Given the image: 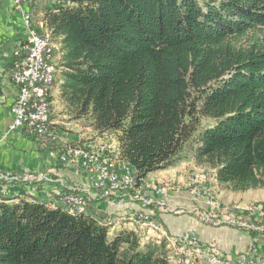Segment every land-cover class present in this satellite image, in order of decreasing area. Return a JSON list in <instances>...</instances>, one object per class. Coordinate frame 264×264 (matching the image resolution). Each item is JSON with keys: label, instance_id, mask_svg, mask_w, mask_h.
I'll list each match as a JSON object with an SVG mask.
<instances>
[{"label": "trees", "instance_id": "1", "mask_svg": "<svg viewBox=\"0 0 264 264\" xmlns=\"http://www.w3.org/2000/svg\"><path fill=\"white\" fill-rule=\"evenodd\" d=\"M56 1L43 18L58 54L51 87L74 119L116 135L135 189L187 154L224 189H264V0ZM6 201L0 264H171L163 241L111 236L94 200L82 213L43 196Z\"/></svg>", "mask_w": 264, "mask_h": 264}, {"label": "built area", "instance_id": "2", "mask_svg": "<svg viewBox=\"0 0 264 264\" xmlns=\"http://www.w3.org/2000/svg\"><path fill=\"white\" fill-rule=\"evenodd\" d=\"M11 3L13 9L21 15L25 37L23 43L13 52L14 61L10 70L12 82L17 88V98L10 108V113L13 116L10 128L11 130L25 131L46 144L47 141L54 139V132L58 125L50 119V108L48 107V95L51 93V83L55 80L57 69L54 61L47 58V51H50L47 35H41L32 20L29 10L32 0H11ZM49 155L56 163L72 165L78 170L86 172L90 184L103 187V190H106L109 195L123 191V183H135L134 172H128L127 165L122 164L120 159L112 158L111 147L106 143L94 145L83 142L76 146L70 143L60 153L58 152L56 155L49 153ZM48 182L57 183L43 172L0 170V195L7 199L8 191L12 187L28 189L34 185H44ZM58 186L64 187L61 183ZM65 188L68 192L62 194L63 204L76 213L84 212L85 205L95 199L89 196L87 191L79 192L77 188ZM56 189L58 188H55V191H58ZM188 189L199 198L206 199L207 204L210 205L211 198H209L205 182L201 180V184L190 183ZM165 192V188L157 186L154 191L156 194ZM22 194H25L24 190L13 194L12 197L20 198L23 196ZM126 200L136 202L144 209L150 207V200L145 198L141 191L119 194L118 203H123ZM217 208L220 207L217 206ZM217 215L218 213L213 214V220L205 216V223H214V218ZM125 217H130V225L138 227L143 222H156L150 216H145L142 211L130 212ZM236 217L239 223H236L238 221L233 222V226L237 225L238 229L248 233L250 226H257V234L254 235L260 244H264V227L257 224V221L264 219V209L255 206L250 208L245 215ZM191 233L182 239H173L179 249L181 264H199L202 260H205L207 264H264V261L258 259L254 253L256 251L255 244L250 247V251L239 254L235 258L225 256L214 245L201 246L191 236Z\"/></svg>", "mask_w": 264, "mask_h": 264}, {"label": "crops", "instance_id": "3", "mask_svg": "<svg viewBox=\"0 0 264 264\" xmlns=\"http://www.w3.org/2000/svg\"><path fill=\"white\" fill-rule=\"evenodd\" d=\"M58 5L59 3L56 0H32L29 10L33 19H38V24L42 29V32H47L44 28L43 22L45 13L53 10ZM44 35H47L51 41L47 33ZM24 37L25 29L21 15L13 9L11 0H0V170L43 172L47 176L51 174L52 178L49 176L51 180L56 181L58 184L61 183L64 187H70L71 183H69V181L73 183L74 187L78 184L90 187V179L86 172L78 170L72 165L56 163L54 160L51 161L49 157L50 155L48 154L46 157L43 155L42 148L46 149L43 146L48 145L49 142L47 144H44L43 141L36 140L35 142L32 139L33 137L25 131L11 130L10 128L13 122L10 108L17 98V88L12 82L9 64L12 60L15 48L23 43ZM57 128L62 130V127L59 125H57ZM61 130L58 131L61 133ZM90 133L91 136H96V138L108 135L114 136V144L109 143L108 145L118 152V143L115 134L105 133L98 135L94 130H91ZM187 165L196 166L193 159H190L189 162H182L177 166L156 171L149 174L146 177L143 186L139 188L143 194L154 193L155 188L153 180L157 179V177L165 180L170 186H172L169 188L167 195H165L167 202H162L161 200L163 199H158V202L156 201L154 203L155 207L152 212H155V215L158 216V222L161 223L163 228L165 227L167 229L170 235H182L188 232L190 228H196L197 235L201 242L213 244L223 254L236 256L245 252L253 243V238L256 240L254 234L229 226H210L206 223H200L194 215H191V211L193 210V207L205 209L206 207L204 203L192 198L187 191L186 193L171 191L174 189L175 181L179 180L180 175L185 174ZM211 171L215 175V172L213 170ZM150 181L152 184L149 185V187L145 186V184L150 183ZM214 181L216 190L219 195L223 197L222 200L225 203L239 202L241 204H247L248 202L244 200L257 201L256 194L254 197L250 196V194L252 192L263 190L254 189L238 193L231 192L218 186L215 178ZM57 183L54 184L48 182L40 188H36L37 190L26 188L27 194L30 195V197L43 196L49 201L51 199L49 196L52 194V189L60 188ZM81 189L88 191V189L83 187ZM22 190L23 189L18 186L9 189V196L7 197L8 201H6L7 204H17L20 201V198L14 199L12 195L17 192H22ZM118 198L119 194H103L94 199L95 209L98 212H103L108 215L110 220H114L110 221L112 226L109 229V234L112 236L124 231H134L141 236L143 244L160 243L162 240L157 238L151 230L146 228L140 229L138 226L130 225L124 221L125 216L128 213L146 209L142 208L140 204L136 202L127 200L123 203H118ZM168 202L173 205L176 204L179 207L182 206V208L186 210L187 215H173L165 212L163 208L169 205ZM168 254H171L170 250ZM258 255L264 259V246H259ZM203 263L204 262L201 264ZM171 264L175 263L171 260Z\"/></svg>", "mask_w": 264, "mask_h": 264}, {"label": "rangeland", "instance_id": "4", "mask_svg": "<svg viewBox=\"0 0 264 264\" xmlns=\"http://www.w3.org/2000/svg\"><path fill=\"white\" fill-rule=\"evenodd\" d=\"M32 20H33L34 25L37 28V30L41 31L42 29L39 27L38 19H33V16H32ZM45 33H47V32H42L41 34H45ZM52 45H53L52 46L53 49H52V54H51V61H54V64L56 66L58 54L55 53V49H56L55 45L53 43H52ZM57 75H59V73L56 72L55 73V81H58ZM55 81H53V82H55ZM58 86H59V84H57L55 86L53 84L52 90H51L50 119L53 122H56L60 127H62V130L57 128V130H55V132H54V135H55L54 139L52 138L51 140L47 141V143L49 142L48 145L43 146L46 149H48V155H49V153L54 154V155H56L58 152L60 153L62 151V149H64L65 146L69 145L70 143L74 146L81 145L83 142L92 143L94 145H98L101 143L114 144L113 143L114 136H112V135L102 136L100 138H96V136L90 135L91 134L90 131L93 130L92 126H91L90 118H84L82 120H76L68 114L65 104L60 99ZM58 130H61V133ZM42 149L45 150L44 148H42ZM111 154L113 155V157L115 159H120L117 150L111 148ZM185 158H186V160L183 162H189V160L191 159L190 154H187ZM50 160L53 161L51 158H50ZM122 164L127 165L124 162H122ZM127 169H129V172H134L133 169L129 165H127ZM48 176L51 177L52 175L50 174ZM214 178H215V175L210 169H207V168H204V167H201L198 165H196V166L187 165V169H186L185 174L180 175L179 180L175 181V183H174V189L171 190V191H176L177 193H186V191H187L188 194H190V196H192V198H195V199L204 203V205L206 207L205 209L200 208V207H193V210L191 211V215H194L200 223H205V216L209 217L211 220H213V214L218 213V215L214 218L215 219L214 223H210V224L206 223V224H209L210 226H229V227H233V228L238 229L237 225L233 226V222L238 221L236 223L237 224L239 223V220L236 219L237 215L243 216L244 214H241V212L248 213L249 209L252 207H255V206H260L262 209H264V189L257 191V192H252L250 194V196H253V197L256 194V198L258 199L257 201L244 200V201L248 202L247 204H241L239 202L225 203L222 200L223 197L220 196L216 190ZM201 180L203 182H205V186L208 189L209 198H211L210 205L207 204L206 199L199 198L198 196H196V194H194L192 191H190L188 189V186L190 185V183L201 184ZM153 182H154V188H156V186L161 187V188H165L166 192L163 194H156V193L144 194V197L150 200V205H149L150 207L145 208L146 210H142V213H144L145 216H150L156 222H143V223H141V226L139 228L140 229L146 228V229L151 230L157 238H159L160 240H162L165 243L166 248H168L171 252V254L169 255L171 258L170 262L172 260L175 264H181V260H180V256H179V249H178V246H176L174 244L173 239L174 240L175 239H177V240L182 239L185 235L189 234L190 232H192L191 236L201 246L213 245V244H207V243L201 242V240L199 239V237L197 235V229L196 228H190V230L188 232H186L182 235H175V234L170 235L169 232L167 231V229L165 227L163 228L161 223L158 222L159 221L158 216H156L155 212L153 213L152 210H154V207H155L154 203L156 201L158 202V199H163V200H161L162 202H167L165 199V197H166L165 195H167L169 188H171L172 186H170L165 180L158 178V177H157V179L153 180ZM69 183H71L70 187L77 188V190H79V191H85V190L81 189L82 187L85 189H88L87 194L89 196H92V198H97L103 194H105V195L107 194L106 190L98 189L95 186V184H90V187L86 186V185H79L78 184V185H75V187H74V185L71 181H69ZM144 183H145V181H144ZM151 184H152V182L150 181V183L145 184V186L149 187V185H151ZM41 186L42 185H39V186L34 185L32 188L34 190L36 188L37 189L40 188ZM23 190H24V193L27 194L26 193L27 189H23ZM56 190H58V189H56ZM138 191H140V189H135V183H130L127 186H123V191H120V192L117 191V193H115V194H121L123 192L124 193H138ZM154 191H155V189H154ZM25 194H22V195H25ZM62 194H61V196H59V198H55L54 195L51 194L49 196V198H51L52 200L61 201L63 203V199H62L63 195ZM0 198H3V197L0 195ZM14 199H19V198H14ZM92 200H94V199H92ZM89 202L85 205V210L88 208H91V203H89ZM168 203H169V205L163 208L165 212L173 214V215H176V214L177 215L178 214L187 215L186 210L183 209L181 205H180L181 207H179L176 204L173 205L170 202H168ZM9 204L12 205L14 203H9ZM217 206H219L220 208H217ZM94 208H95V206H94ZM220 211H223V212H220ZM100 213H102L105 216V218L107 219L105 223H106V226L109 230L112 226L110 221H114V220H110L108 215H106L105 213H103V212H100ZM188 214H190V213H188ZM124 221H126L128 224H130V217H125ZM257 224L264 227V219L257 221ZM164 230L166 231L167 234L165 233ZM249 233L250 234H257V226H250L249 227ZM253 240H254L253 243L243 253L245 254L248 250L250 251L251 250L250 247L253 244H255V246H256V251L254 252L255 255L257 256L258 259L264 261V259H262L258 255L259 246H264V244H260L259 243L260 241H257L254 238H253ZM215 248H216V246H215ZM243 253H241V254H243ZM224 255L230 256L228 254H224ZM232 257L236 258L237 255L232 256ZM202 262L207 264V262L205 260H202L199 264H201Z\"/></svg>", "mask_w": 264, "mask_h": 264}, {"label": "bare ground", "instance_id": "5", "mask_svg": "<svg viewBox=\"0 0 264 264\" xmlns=\"http://www.w3.org/2000/svg\"><path fill=\"white\" fill-rule=\"evenodd\" d=\"M48 38V37H47ZM49 39V38H48ZM53 45H52V43L50 42V40H49V49H50V51H47V58L51 61V54H52V49H53V47H52ZM49 96V95H48ZM50 105H51V101L49 100V98H48V107L50 108ZM111 156H112V158L113 159H115L114 157H113V155L111 154ZM127 171L129 172V169H127ZM130 183H123V186H127V185H129ZM98 189H103V187H97ZM129 219V218H128Z\"/></svg>", "mask_w": 264, "mask_h": 264}]
</instances>
